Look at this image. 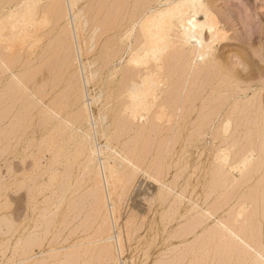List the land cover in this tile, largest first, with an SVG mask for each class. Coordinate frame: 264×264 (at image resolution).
Instances as JSON below:
<instances>
[{"label": "bare ground", "instance_id": "6f19581e", "mask_svg": "<svg viewBox=\"0 0 264 264\" xmlns=\"http://www.w3.org/2000/svg\"><path fill=\"white\" fill-rule=\"evenodd\" d=\"M41 1L42 0H0V46L2 48V50L0 49V66L4 69V71H10V64L12 65V63L16 61V45L28 42V48L33 49L34 47H37L38 43H41L40 41L42 40L43 36L41 38H37L39 31L43 30L46 26H48V24H53V26L58 25V29H60V25L62 24L63 28L58 32L59 36L58 38L56 36L57 40L53 36V42L54 40H56V42L51 47L49 46V59H52V57H56L58 59L56 63L58 67L56 70L58 69V71L55 76H51L50 74L51 77H54L52 78V81L55 82V84L53 83L54 85H51L53 88L50 87L48 91H50V89L54 90L55 87H58L57 84H63L64 92L62 91V94L59 96L57 95L58 97L56 96L57 98L53 100V96L52 98L49 97L50 95L48 91L46 90L45 86H43V89L45 88L46 91L43 92L42 97L39 99V111L36 110L34 114L29 113L31 102L28 100V96H26L27 99L22 100L21 106L18 109L19 111L17 113L14 111L15 114L7 121V125H9V127L7 126L8 130L5 132L6 135L8 134L7 137L10 138L11 152L9 153V149L6 151H8L9 155L11 154V159H19L21 152L18 150V146L24 148V138L26 136L28 137L29 132L31 133L32 138L28 139H32V141H34L33 137H37V135L41 136L40 139L42 144L44 143V147L42 146L43 149H41L42 151L41 154H39L40 156L36 157L37 160L35 158V161L32 162L37 161V163H40L42 153L43 155L48 154L49 159L47 158L48 160L46 161L48 167L52 170V172H59L58 184L60 186H58V184L57 186L58 188L60 187V196H63L64 194L66 195V187L73 186L74 188L76 184L80 186H83L84 184V187L88 189V191L87 189L85 190V193L87 194L90 191L93 195H91L94 197V200H92L94 201L92 203V210L95 221L91 220V223L89 222L90 225L88 226L87 230H85V228H83L84 230L82 229L83 234L81 233V238H79L78 242H74V245L71 243V247L68 245L66 246L69 248L75 247L79 250L86 248V250L83 251V254L87 251V249L89 251V249L92 248V251L94 248H97L98 250L96 251H100V254L102 252L106 255V257L108 255L109 262L107 263L109 264H133L135 261L134 257L130 255L131 257L128 258V255L127 257L125 255L127 252L132 251L137 247L132 244V241L138 236L137 233L139 230L137 227L142 225L139 222L145 223L146 220L152 219L153 217L152 221L156 223L158 214L161 216V218H164V215L167 213V209L170 205V197L174 196L173 194H176L177 198H179L177 202H182L184 200V204L187 203L184 208V212L176 203L180 209H178L179 211L176 210L178 213V218L176 220L178 221L180 218H185V226L188 228L184 234L180 235V237H178L176 234L178 238L185 240L187 236H192V238L196 237L195 241L197 246H194L198 250H202V248H205L204 246H206V248H210L206 244L208 241L210 244H219L220 246L218 248L220 251H218V253L220 254L219 258H221L219 259L216 257L218 260H220L219 262L217 261L218 264H221L220 262L222 261L223 263H231L229 260L224 262L227 260L226 254L228 252H234L236 256L234 255L235 260H233L236 263H239L243 259L242 261H246L248 264H264V239L262 242L260 239H257L258 241H256L252 238V236H250V234L254 235L259 232L252 234L250 233L252 228H250L247 229L249 231V234H247V232L244 230L245 228H241L239 226L237 228V225L233 224L232 220H230L231 217H233L232 213L231 215H228L229 213L227 214L230 216V219L228 217H216L214 214L215 210L212 212L211 207L210 209L204 208V204L202 205L200 198L195 199L193 197L196 192V187H198L200 184L203 186L204 180L207 179L206 177L209 176V184L211 189H217L220 187L221 183L225 182L226 184L228 183L227 188H230L228 185L232 183V178H235V175H232V171L238 170L242 173V175L246 171L247 174L249 169L252 167V165L250 166V163L254 162L252 161L253 152L251 150L252 148L249 147L250 145H248L249 148H247V150L245 147L241 148L246 151L242 152L243 155H241L239 159L233 160L230 158L229 150L232 149H229L227 146H222L218 136L219 127H221L222 133L228 131L230 127V119L225 118L221 122L217 120L219 116L218 114L220 113L214 109V105H216V103L209 104L211 105V109H207L204 106L206 104H202L203 106H201V108L199 106L198 108V102L196 103V100L200 101L202 98L203 93H200L201 90L199 91V87L202 85V83L205 84V87L206 83L210 85L209 87H211L212 92H221L223 88L228 90L231 88L233 89V87L237 88L236 86L232 85L233 83H231V80H229L230 82L227 81L228 77L229 79H232L233 77L235 79H239V81H242L240 80L241 77L251 78L254 70V61L251 56L246 55L247 57H240L242 59L240 62L237 63L236 61L238 66L242 65L241 70H238L230 63V60H228L229 56H221L220 53H217L218 50L226 45L224 40L226 39L227 30L225 31L224 26L220 25V20L218 21L215 16L216 14H213L208 3L205 0H89V2L87 0L88 7L85 9L84 5L82 8L80 7V2L82 0H50V3L48 2V4L45 2L46 5H42ZM88 12L89 17L87 16ZM50 28L48 35L51 32ZM88 29L90 36L86 37ZM43 33L44 32H42V35ZM96 37H103L107 39L106 42H104V45H101V47L103 46L104 48L101 56L99 55L100 58L98 57L99 61L96 59H89L88 57L89 53L92 54L91 51L96 46ZM102 42L103 41H101V43ZM248 51L247 54L249 53ZM31 53H29V55L32 56ZM256 53L257 52L254 51V56H256ZM222 54L224 53L222 52ZM240 56H242L241 53ZM82 58H85L86 61L82 62ZM78 63H80L79 66ZM74 68H77L79 71L76 69V72ZM229 69L234 70L235 72H232ZM12 76L16 78L15 74H12ZM224 76L227 80L224 79ZM24 77L26 78V76ZM20 78L23 77L20 75ZM235 79L234 81H236ZM21 80L22 79H20V81ZM30 80L27 81L29 82ZM20 81L18 82L21 83L22 81ZM28 82L25 81V83ZM43 83L46 84V81ZM188 83L189 87H187ZM193 85L196 86V91L195 89L191 90L192 87H194ZM89 86L93 87L92 93H88ZM20 87L18 88L20 89ZM2 88L0 87V91ZM202 88L204 87H201L200 89ZM19 89L16 88V90L19 91L17 94H19L24 89L27 91L26 87L21 90ZM60 89L61 88H59V90ZM16 90L13 89L14 92H16ZM35 90L36 89L34 88L33 91L36 92L37 90ZM11 91L12 90H7L9 95L13 93V91ZM7 92L6 94L3 92V94L7 95ZM24 93L25 92H23V96ZM60 93L61 91L59 94ZM3 94L1 93V99L3 98ZM211 94L214 95V93ZM13 95L15 96V93ZM31 95L32 94H29V96ZM35 96H32L31 98ZM86 96H89V98L87 99ZM50 98L53 101H51ZM215 98L213 97L212 99L210 96V100H214ZM228 98L229 97H227V99ZM1 99L0 104H3L1 101H4L6 98L4 100ZM10 99L14 101L12 96H10ZM245 99H247V97ZM7 100H9L8 96L6 101ZM17 100H20L19 95L16 97V101ZM204 100H206V98ZM217 100L218 102H221V98ZM201 101L203 102V100ZM222 102V105L225 104L224 100ZM9 104H11V102ZM257 104H260L258 103V97H254L253 99L248 100L245 103H240L238 106H234L233 108L236 107L239 112L244 110L246 113L247 111L253 113L257 108H259V106L257 107ZM32 105L34 106L33 101ZM78 105H80V109H76H78L79 112H75V115L72 114L75 107ZM91 105L96 106V113L90 109ZM3 107L2 110H5V108L7 109L8 106L4 105ZM66 109H68L69 112L67 116H64L65 114L62 115L60 111ZM10 110H12V108ZM6 112L9 114V111L6 110ZM6 112L3 111L0 118L3 117V113L6 115ZM31 112H33V109ZM233 112L234 111L230 113ZM251 119L256 120V116H250L249 114V116L245 115V117L242 118L244 122L250 121ZM1 120L3 121L4 119ZM233 120L235 121V119ZM243 121L242 123H244ZM232 131L234 132V129ZM248 131L247 134L249 135ZM150 134L154 136L153 139H150L151 137L148 136ZM248 135H246V137ZM56 136H58V139H56ZM227 136H229V134ZM158 137H160L162 140L156 139ZM260 137L262 136L260 135ZM183 138V144H180V148L181 153H185L184 157L186 159V168L188 170V177L186 179L184 189L186 194L181 193V188L179 191L176 189L179 183L177 179L178 175L175 177V180H169L168 178L170 169L173 166L172 162H169L170 160L168 161V158L171 156L169 154L171 153V149L172 155L176 152L177 147L175 148L174 145ZM231 140L229 142H231ZM239 142L237 144H239ZM233 143L234 142H232V144ZM224 144L226 145V143ZM244 145H246L245 142ZM255 147L256 146L254 145V149H256ZM258 147L260 148V146ZM23 150L25 151L26 149ZM257 151L259 150L257 149ZM257 151L255 150V152ZM258 154L259 153H257V155ZM22 156L23 157H21L19 160L21 164H24V155ZM232 158L234 157L232 156ZM253 158L255 159L256 157ZM256 160H259V158ZM175 162L177 163V161ZM256 162L257 161H255V163ZM33 165L34 164L31 166ZM27 166H29L28 163ZM184 166L185 165H183V168ZM35 168H33L34 171L37 170V168ZM74 168L77 169L76 175H74L71 171ZM17 169L19 172V168ZM26 169L27 168H22L23 175H25V172L27 171ZM180 170L181 169L179 168L177 171ZM30 171H32V168ZM80 173H83L85 178H83V174L81 176ZM5 175H7V173H5ZM194 175L197 176L196 179H194ZM24 177L25 176L19 177L17 175L12 177V181L14 180L12 182V184H14L12 190L13 193L17 194L20 189L27 187L24 185V182H26ZM79 177L83 178L80 180V182L77 181V178L79 179ZM54 178H56V176ZM150 185H153V187H150ZM32 187L34 188V186ZM29 188L30 187H28L27 190ZM39 188L41 189V187ZM262 190L263 189L261 188V191ZM38 191L41 192L40 190ZM68 191H70V189ZM213 192L212 194H214ZM24 193L26 194L27 199L25 198L26 204L24 203L25 207H23V209L25 208V214L27 215L30 202L33 200L37 201L35 199L37 198L36 195L38 193H29V190ZM223 193H228L229 195L228 190L224 191ZM40 194H42V192L39 193V195ZM55 194L58 195V193ZM218 194L219 193H217V195ZM23 196L24 194L22 197ZM84 196L89 198L85 194ZM228 197L230 198V196ZM63 198L65 197L63 196ZM78 198H80V195L76 198L77 201ZM177 198H174V200ZM74 199L72 201H75ZM214 199L216 198H213V201ZM15 200H17V198ZM204 200L208 199L206 198ZM4 201L6 202V200ZM257 201L255 210L257 213H259L261 217V223L264 228V194L261 195L259 200L260 204L258 207ZM19 202L21 204L23 203L21 200ZM72 203L71 205L69 204V206H75L72 205ZM79 204H76L79 207L78 209H80ZM88 207L89 206H87V208ZM57 208L54 210H57ZM73 208L70 211H73ZM83 208L85 207L83 206ZM17 211L19 212V210H16L15 212L12 210L10 213L11 215H14V213ZM68 211L69 210L67 208V211L65 212ZM193 211L200 214L201 218L197 216L198 218L195 219L192 215ZM84 212L90 213L89 210ZM240 214L241 213L239 212L238 215ZM150 215L152 216L151 218ZM64 216L67 219L66 214ZM89 217L90 216L88 214V218ZM18 218H20V216H18ZM204 218L213 219L215 224V226H213L214 229L212 228L213 231H208V227L204 226ZM169 221L167 222L166 220V223H169ZM84 222L88 221L84 220ZM93 222H95V224ZM92 223L94 226L92 229H89L92 226ZM150 224L151 223L147 225V229L145 228L146 231H148L150 228ZM86 225L87 224H85V226ZM33 228L34 226L26 228V235L31 230V232H36L33 230ZM140 228L142 227L140 226L139 229ZM76 229L78 230V228ZM75 231L76 230H74V233L76 234ZM182 232H179V234ZM252 232L254 231L252 230ZM30 235L32 234L30 233ZM70 235L71 234H69L67 237H70ZM258 237L260 238V235ZM63 238H65V236ZM21 241H23V239L20 237L17 243H21ZM32 241L34 242L33 239ZM62 242L65 243L66 241L63 240ZM23 243H21L23 244V248L21 249L22 253L20 252L21 257L16 258L13 256L15 259L12 258L13 261L10 260V262H5V264H47V261L49 260L47 257L52 255L46 256V253L51 252L54 248L48 251L45 249V244L43 242H38V250H35L34 246L36 245V242L33 243L35 244L34 246L30 245L31 243L28 245L27 243L29 242L27 241L26 243L25 241ZM69 248L67 249L69 250ZM59 249H55V251ZM200 250L199 252H201ZM187 251L189 252L190 250ZM99 253L97 255H99ZM195 255L197 256V254ZM188 256L186 255V257ZM201 256H198V258L200 259ZM190 257L191 256L188 258ZM195 258L198 260L197 257ZM176 259L179 260L180 257L179 259L176 257ZM160 261L157 264H160ZM167 261H169V259ZM190 262L193 261L190 260ZM243 262H241V264H243ZM197 263L202 264L203 262L196 261V264Z\"/></svg>", "mask_w": 264, "mask_h": 264}, {"label": "rangeland", "instance_id": "374dc122", "mask_svg": "<svg viewBox=\"0 0 264 264\" xmlns=\"http://www.w3.org/2000/svg\"><path fill=\"white\" fill-rule=\"evenodd\" d=\"M50 0H42L41 1V4L44 5L45 2L46 4H48ZM208 5L210 6V9L211 11L213 12V14L216 16V18L218 19V21L220 22V25H223L224 26V30L226 31V39L224 40V42L226 43V45L224 47H222L220 50H218L217 53H220V55H224V56H229V59L230 60V63L232 65H234L236 67V69L238 70H241L242 68V65L238 66L236 64V61L237 63L240 62V60H242L240 57H247L246 55L248 56H251V58H253V61H254V70H253V75H251V78H244V77H241L240 80L244 81H239V79H235L232 77V79H229L228 77V80L226 79V75L224 76L225 80L229 81L231 80V83H233L232 85L236 86L237 88L233 87V89H222L221 92H212L211 91V87H209L210 85H208L206 83V87H205V84L202 83V85L199 87V91L200 93L202 92V98L201 100H203V102L201 101H198L196 100V103L198 102V108L200 106H203L204 105L207 109H211V105L209 104H215L214 105V109L217 110L219 116L217 118V120H219L220 122L225 119V118H229L230 119V127L228 129L227 134H225L224 132L222 133L221 131V127H219L218 129V136H219V140L221 142V145L222 146H227L229 149H232V150H229L230 151V158L233 159V160H237L239 159V157L242 154V152L246 151L247 148L251 147L252 149V161L254 162H251L250 163V166L252 165V167L249 169V171L247 172L246 174V171L243 173L246 174V175H242L241 172H239L238 170H235V171H232V175L234 176L235 175V178H232V183H230V185H228V187L230 188H227V184L226 182L225 183H221L220 185V189L217 188V189H211L210 187V184H209V176L206 177L207 179L204 180V184L202 186V184H200L198 187H196L195 189V194L193 195V197L195 199H198L200 198V202L202 203L203 207L206 208V209H210V207L212 208L211 211L213 212V210H215L214 214L216 217H228L230 219V216L228 215H233V217H231L230 220H232L233 224H236L237 225V228L238 226L241 227V228H245L244 230L247 232V234H249L248 230L247 229H250L252 228V230L254 232H252V230H250V233H256V232H259V233H256L254 235H251L252 238L256 241H258L260 239V241L262 242L263 239H264V228H263V225L261 223V217L259 215V213L256 212L255 208H256V201L258 202L257 204V207L259 206V200L261 198V195H263L264 193V158H263V155H264V0H205ZM89 2V0H88ZM50 3V2H49ZM45 4V5H46ZM85 6L84 8L86 9V7H88V3H87V0H82L80 2V7L82 8V6ZM217 5V6H216ZM213 8V9H212ZM223 8V9H222ZM222 11V12H221ZM87 16L89 17V12L87 13ZM230 17V18H229ZM225 19V20H224ZM90 21V20H89ZM222 21V22H221ZM226 23V24H225ZM226 25V27H225ZM230 26V27H229ZM51 27V28H50ZM57 27V28H56ZM49 28H50V34L48 35L49 33ZM59 26L58 25H54L53 24H48V26H46L43 30L39 31L38 34H37V38L38 37H42V40L40 41L41 43H38L37 44V47H34L33 49H29L28 48V42L24 43V44H18L16 45V51H15V57H16V61L14 63H12V66L10 64V71H4V69L0 66V87L2 88L1 91H0V97L1 96V93L3 94H6L7 90H12L16 88L19 89L18 87H20L21 85H24V86H21L19 90L23 89L24 87H26L27 91H25V89L23 91H21L19 94H17V92H19L18 90H16V92L13 91V93H11V95L8 94L7 92V95H4L3 94V100L6 98L7 99V96H8V99L6 101V99L4 101H1L3 102V104L1 105L0 104V109L2 110V107L5 105V106H12L10 108L7 107V109L5 108V110H2L6 112L9 111V114L8 112H6V115L3 113V117L0 118L1 119H4L3 121L1 120L0 122V183H1V187H0V264H5V262H10V260L15 259L14 257L18 258V257H21V249L23 248V242L26 241L29 242L27 243L28 245H32L34 246V249L35 250H38V245L37 243L38 242H43L45 244V249L50 251L51 252H48L46 253V256L47 255H52V256H48L47 258L49 259L47 261V264H109L107 262H109V258H108V255L106 257V255L104 253L101 252V254L99 253L100 251H96L98 250L97 248H94L92 251L91 249H87V253L85 252L83 254V251L86 250V248H84L83 250H79L75 247H72V248H69L68 246H70V244L72 243H76L78 242L80 235L81 233L83 234V228H85V230L88 229V226L90 225L89 222L91 223V220L92 221H95V218H94V215H93V202L92 200H94L92 197L93 195L89 194V192L86 194L85 190L87 188L84 187V184L83 186H80L78 184H76L73 188V186H68L66 187V195L64 194L63 196L65 198H63V196L61 195L60 196V187L58 188V186H60L58 183H59V178H58V171L56 172H52V170L48 167L47 165V160L49 159V156L48 154L46 155H41V159H40V163H37L36 162H32V161H35V158L37 156H40L39 154H41V149H43V145L44 143L42 144L41 142V139L39 135H37V137H33L34 138V141H32V139H28V138H32L31 136V133L29 132L28 134V137L26 136L24 138V141H25V145H24V148L21 147V146H18V150L21 152V154L19 155V157H23L22 155H24V164H21L20 162V158H15V159H11L12 156L11 154L9 155V153L11 152V144H10V138L7 137L8 134L6 135V130H8L7 126L9 127V125H7V121L8 119H10L15 113H17L19 110V107L21 106V103H22V100H25L27 99L26 96H28V100L31 102V106H30V110L32 111L33 109V112H31L29 110V113H35L36 110L39 111L40 109V104H39V99L42 97L43 95V92L44 91H48L50 87L53 88V86L51 85H54L55 82L52 81V78L54 77H51L52 75L55 76L57 74V71L58 69L56 70L57 67V58L56 57H52V59H49V46L51 47L57 40L58 36H59V31L63 28L62 24L60 25V29H58ZM57 31V32H56ZM42 32L43 35H42ZM227 32H228V35H227ZM58 33V34H56ZM61 33V32H60ZM89 29L87 30V34H86V37H89L90 34H89ZM40 34V35H39ZM53 36L54 38H56V40H54L53 42ZM104 37V36H103ZM103 37H100V38H97L96 37V46L94 47V49H92V54L89 53L88 57L89 59H96L97 61H99L98 57L99 55L101 56V53L103 52V46L101 47V45H104V42H106L107 39L103 38ZM46 38V39H45ZM100 39V40H99ZM105 39V40H104ZM51 40V41H50ZM50 41V42H49ZM101 41H103L101 43ZM99 43V44H98ZM21 45V46H20ZM21 47V48H20ZM243 47V48H241ZM37 48V49H35ZM0 49L2 50L1 46H0ZM48 49V50H47ZM25 50V51H24ZM27 50V51H26ZM33 50V51H32ZM228 50V51H227ZM238 50V51H237ZM241 50V51H240ZM249 50V51H248ZM257 50V51H256ZM221 51V52H220ZM230 51V52H229ZM237 51V52H236ZM245 51V52H244ZM247 51L249 52L247 54ZM254 51L257 52L254 56ZM33 52V53H31ZM222 52L224 54H222ZM245 54H244V53ZM252 52V53H251ZM29 53L32 54L29 55ZM100 53V54H99ZM231 53V54H230ZM240 53L242 56H240ZM261 53V54H260ZM34 54V55H33ZM37 54V55H36ZM91 54V55H90ZM234 54V55H233ZM253 54V55H252ZM97 55V56H96ZM236 55V56H235ZM238 55V56H237ZM259 55V56H258ZM261 55V56H260ZM94 56V57H92ZM96 56V57H95ZM27 59H26V58ZM238 57V58H237ZM258 57V58H257ZM100 58V57H99ZM25 59V60H24ZM55 59V60H54ZM234 61L232 62L231 61ZM237 59V60H236ZM24 60V61H23ZM239 60V61H238ZM18 61V62H17ZM50 61V62H49ZM54 61V62H53ZM85 58H82V62H85ZM40 62V64H39ZM80 62V61H79ZM56 64V65H55ZM80 63H78V66H79ZM54 65V67H53ZM246 65V64H245ZM261 66V67H260ZM40 68V69H39ZM231 68V67H230ZM36 69V70H34ZM53 69V70H52ZM77 68H74V70H76ZM232 69V68H231ZM229 69V70H231ZM4 72H3V71ZM78 70V69H77ZM76 70V72H77ZM30 71V72H29ZM50 73H49V72ZM56 71V72H55ZM79 71V70H78ZM232 72H235L234 70H231ZM12 72V73H11ZM22 72V73H21ZM27 72V73H25ZM256 72V73H255ZM3 73V74H2ZM17 73H20V74H17ZM47 73V74H46ZM227 73V72H226ZM12 74H15L16 75V78L19 79L17 80L16 78H14L12 76ZM24 74V75H22ZM51 74V76H50ZM228 74V73H227ZM243 74V73H242ZM256 74V75H255ZM9 75V76H8ZM20 75L21 77L23 78H20ZM28 75V76H27ZM78 75H79V72H78ZM7 76V77H6ZM19 76V77H18ZM26 76V78L24 77ZM48 77V79H47ZM10 78V79H9ZM14 78V79H13ZM8 79V80H7ZM20 79H22L20 81ZM31 79V80H30ZM48 81H47V80ZM51 79V80H50ZM223 79V80H224ZM234 79L236 81H234ZM13 80V81H12ZM17 80V81H15ZM27 80H30L29 82ZM33 80V81H32ZM50 80V81H49ZM252 80V82H251ZM18 81H20L21 83H19ZM28 82V83H25ZM37 81V82H36ZM44 81H46V84L43 83ZM52 82V83H51ZM230 82V81H229ZM240 82H241V85H240ZM13 83V85H12ZM20 85H19V84ZM37 83V84H36ZM39 83V84H38ZM50 83V84H49ZM54 83V84H53ZM17 84H18V87H17ZM44 84V85H43ZM243 84V85H242ZM257 84V85H255ZM47 85V86H46ZM204 85V86H203ZM249 85V86H248ZM252 85V86H251ZM255 85V86H254ZM30 86V87H29ZM43 86H45V88L43 89ZM58 87H55L54 90L50 89V91H48L49 93V97L52 98L53 96V100L56 99L59 95L62 94V91L64 92V85L63 84H57ZM61 86V87H60ZM194 87H192L191 90H194L196 91V86L193 85ZM208 86V87H207ZM248 86V87H246ZM261 86V87H260ZM12 87V88H11ZM23 87V88H22ZM29 87V88H28ZM37 87V88H36ZM41 87V88H40ZM189 87V83H188V86ZM201 87H204L202 89H200ZM232 87V86H231ZM244 89H243V88ZM5 88V89H4ZM11 88V89H9ZM34 88L37 90H35L36 92H34ZM58 88V89H57ZM59 88H61L59 90ZM90 89H88V93H92V88L93 87H88ZM242 90H241V89ZM248 88V89H247ZM251 88V89H250ZM41 89V91H40ZM203 89H207V90H203ZM246 89V90H245ZM32 90V91H31ZM59 90V91H58ZM224 90V91H223ZM238 90V91H237ZM242 92H240V91ZM30 91V92H29ZM41 93H40V92ZM61 91V93L59 94V92ZM205 91V92H204ZM211 93H214L211 94ZM228 93H227V92ZM233 91V92H232ZM23 92L24 93V96H23ZM29 92V93H28ZM33 92V93H32ZM51 92V93H50ZM54 92V93H53ZM58 92V93H56ZM240 92V93H238ZM244 92V94H243ZM255 94H254V93ZM15 93V96L13 95ZM40 93V94H39ZM87 93V92H86ZM208 93V94H207ZM236 93V94H234ZM252 93V94H251ZM21 94V95H20ZM29 94H32L31 96H29ZM55 94V95H54ZM221 96H219V95ZM226 94V95H224ZM20 96V100L16 101V97L17 96ZM36 95V96H35ZM58 95V96H57ZM209 95V96H208ZM217 95V96H215ZM245 95V96H244ZM253 95V96H252ZM258 95V96H257ZM10 96H12V98L14 99V101H12L10 99ZM32 96H35L33 98H31ZM38 96V97H37ZM40 96V97H39ZM57 96V97H56ZM210 96L211 98L213 99V97L215 98L214 100H210ZM224 96V98H223ZM232 96V97H231ZM235 96V97H234ZM37 97V98H36ZM206 98V100L203 99ZM209 97V98H208ZM227 97L229 98L227 99ZM247 97V99H245ZM254 97H258V103L260 104H257V107L259 106V108H257L255 110V112L253 113H250L249 111H241L239 112V110L233 108L234 106H238V104L240 103H245L247 102L248 100H251L253 99ZM50 98L51 101H53L52 99ZM86 98L88 99L89 96H86ZM209 100H208V99ZM221 98V102H218L217 99H220ZM1 99V98H0ZM1 99V100H2ZM36 99V100H35ZM233 99V100H232ZM245 99V100H244ZM34 102V106L32 105V101ZM37 102H35V101ZM225 101V104H221L223 103L222 101ZM11 104H9L10 102ZM213 101V102H212ZM242 101V102H240ZM16 102V103H14ZM218 102V103H217ZM234 102V103H233ZM236 102V103H235ZM238 102V103H237ZM14 103V104H12ZM9 104V105H8ZM203 104V105H202ZM218 104H219V107H218ZM229 106H227V105ZM14 105V106H13ZM222 105V106H221ZM242 105V104H241ZM33 106V107H32ZM38 106V107H36ZM32 107V108H31ZM217 107V108H216ZM223 107V108H222ZM12 108V110H10ZM36 108V109H35ZM76 108H79L80 109V105H78L77 107H75L74 111L72 112V114H76L75 112H79L78 109ZM221 108V109H220ZM226 108V109H225ZM232 108V110H231ZM4 109V107H3ZM35 109V110H34ZM90 109L96 113V106L95 105H91L90 106ZM221 111H220V110ZM224 109V111H223ZM234 109V110H233ZM1 110H0V116H1ZM219 110V111H218ZM15 111V113H14ZM63 111V112H62ZM234 111L233 113H230V112ZM262 111V112H261ZM62 113V115L64 116H67L69 110L66 109V110H61L60 111ZM244 112V113H243ZM223 113V114H222ZM242 113V114H241ZM246 113V114H245ZM263 113V114H262ZM232 114V115H231ZM240 116L238 117L237 115ZM256 116V120H253L251 119L250 121H243L242 118L245 117V115L247 116ZM259 114V115H258ZM5 115V117H4ZM225 116V117H224ZM229 116V117H228ZM221 119H220V118ZM238 117V118H237ZM260 117V118H259ZM235 119V121L233 120ZM216 120V121H217ZM217 121V122H219ZM237 121H240V122H237ZM242 121L244 123H242ZM253 121V122H252ZM216 122V123H217ZM249 122V123H248ZM255 122V123H254ZM259 122V123H258ZM3 123V124H1ZM234 123V125H233ZM218 124V123H217ZM243 124V125H242ZM255 124V125H253ZM257 124V125H256ZM5 125V126H4ZM249 125V127H248ZM252 125V126H251ZM4 126V127H3ZM245 126V127H244ZM232 127V128H231ZM234 127V128H233ZM234 129V132L232 131ZM4 130V131H3ZM231 130V131H230ZM249 130V131H248ZM29 131H30V128H29ZM247 131L249 133V135L247 134ZM252 135H251V133ZM256 133H255V132ZM220 132V133H219ZM231 132V133H229ZM233 132V133H232ZM8 133V131H7ZM263 133V134H261ZM153 134V133H152ZM229 134V136H227ZM232 134V135H231ZM154 135V134H153ZM166 135V134H165ZM231 135V136H230ZM246 135H248L246 137ZM251 135V136H250ZM259 135V136H258ZM260 135L262 137H260ZM1 136H2V139H1ZM149 137H151L150 139H153L154 136H152L151 134L148 135ZM257 136V137H256ZM232 137V138H231ZM39 138V139H38ZM226 138V139H225ZM235 138V139H233ZM25 139H28V140H25ZM56 139H58V136H56ZM158 140H162L160 137L156 138ZM232 139V140H231ZM240 139V140H239ZM2 140V141H1ZM31 140V142H30ZM183 140H180L179 142L175 143V148L177 147V150L176 152L172 155V149H171V153L169 155H171L169 158H168V161L169 162H172L173 166L171 167L170 169V172L168 174V178L169 180H175L177 177L178 179V187L176 188L178 191L180 189L181 193L182 194H186L185 193V182H186V179L188 177V170L186 168V159H185V153L182 154L181 153V148H180V144L182 145L183 144ZM223 140V142H222ZM231 140V142H229ZM240 142H239V141ZM245 140V141H244ZM261 140V141H260ZM29 142V143H27ZM232 142H234L232 144ZM239 142V144H237ZM244 142L246 145H244ZM251 142V143H250ZM27 143V144H26ZM41 143V145H40ZM226 143V145L224 144ZM231 143V144H230ZM262 143V144H261ZM4 144V145H2ZM229 144V145H228ZM3 147H2V146ZM8 147H7V146ZM248 145H250L248 147ZM254 145L256 146L254 149ZM28 149H27V147ZM38 146V147H37ZM43 146V147H42ZM230 146V147H229ZM236 146V147H234ZM260 146V148L258 147ZM263 146V147H262ZM5 147V148H4ZM20 147V149H19ZM234 147V148H233ZM244 149H241V148H244ZM33 148V149H32ZM36 148V149H35ZM9 149V153L8 150ZM23 149H26L25 151ZM257 149L259 151H257ZM263 149V150H262ZM23 153H22V151ZM255 150L257 152H255ZM37 151V152H36ZM236 151V152H235ZM263 153H261V152ZM233 152V154H232ZM8 153V154H7ZM257 153H259L257 155ZM28 154V155H27ZM8 155V156H7ZM26 155V156H25ZM31 155V156H30ZM34 155V157H33ZM168 155V156H169ZM256 155V156H255ZM261 155V156H260ZM8 158H7V157ZM11 156V157H9ZM30 156V157H29ZM47 156V157H46ZM232 156L234 158H232ZM6 159H5V158ZM28 157V158H27ZM253 157H256L255 159ZM48 158V159H47ZM184 158V159H183ZM257 158H259V160H256ZM254 159V160H253ZM31 160V161H30ZM37 160V158H36ZM5 161V162H4ZM27 161V162H26ZM29 161V162H28ZM42 161V162H41ZM177 161V163L175 162ZM255 161H257L255 163ZM261 161V162H259ZM10 162V163H9ZM31 162V163H30ZM46 162V163H45ZM12 163V165H11ZM27 163L29 166H27ZM45 163V164H44ZM253 163V164H252ZM14 164V165H13ZM32 164H34L33 166H31ZM39 166H38V165ZM175 164V165H174ZM258 166H256V165ZM8 165V166H7ZM19 165V166H18ZM21 165V166H20ZM183 165L184 168H183ZM256 167H254V166ZM17 166V167H16ZM38 166V167H36ZM41 166V167H40ZM177 166V167H176ZM7 167V168H6ZM10 167H11V170H10ZM16 167V168H15ZM21 167V168H20ZM29 167V169H28ZM37 168V170L34 171L33 168ZM40 167V169H39ZM47 169H45V168ZM3 168V169H2ZM19 168V172L17 171ZM22 168H27L26 172H25V175H23V170ZM32 168V171H30ZM35 168V169H36ZM181 169L180 171H177L178 169ZM6 169V170H5ZM8 169V170H7ZM16 173L15 172V170ZM253 169V170H252ZM41 170V171H40ZM12 171V172H11ZM43 171V172H42ZM51 171V172H50ZM72 173L74 175L77 174V169L74 168L71 170ZM11 172V174H10ZM15 172V173H14ZM31 174H30V173ZM37 172V173H35ZM234 172V173H233ZM238 172V173H237ZM5 173H7V175H5ZM20 173V175H19ZM237 173V174H236ZM9 174V175H8ZM17 175V176H25L24 180H26V182H24V185H26L27 187H23L22 189L19 190V192L17 194L13 193V187H14V184H12V177L14 175ZM28 174V175H27ZM35 174V175H34ZM81 176L83 173H80ZM79 174V176H80ZM173 174V175H172ZM181 174V175H180ZM13 175V176H12ZM34 175V176H33ZM39 175V176H38ZM175 175V176H174ZM241 175V176H240ZM29 176V178H28ZM56 176V178H54ZM172 176V177H171ZM182 176V177H181ZM27 177V178H26ZM33 177V178H32ZM83 178H85V175L83 174L82 176ZM197 176L194 175V179H196ZM32 178V179H31ZM35 178V179H34ZM83 178H80L79 179L77 178V181L80 182L81 179ZM58 181H57V180ZM30 180V181H29ZM142 180V178H141ZM29 181V183H28ZM37 182V183H36ZM40 182V183H39ZM4 185H3V184ZM9 183V184H8ZM35 183V184H34ZM209 185H208V184ZM6 184V185H5ZM8 184V185H7ZM12 187H11V185ZM28 184V185H27ZM34 184V185H33ZM37 184V186H36ZM58 184V186H57ZM206 184V186H205ZM10 185V187H9ZM8 186V187H7ZM34 186V188L32 187ZM49 186V187H48ZM5 187V188H3ZM9 189H7V188ZM30 187L28 190H29V193L33 192L36 195V199L37 201H32L30 202V205H29V208L27 210V215L25 214V208L23 209V207H25V204H26V194L24 192L28 191L27 188ZM38 190H40L42 192V194L39 195V192ZM41 187V189L39 188ZM70 187V188H69ZM84 187V188H83ZM150 187H153V185ZM12 188V189H11ZM32 188V189H31ZM43 188V190H42ZM58 188V189H57ZM73 188V189H72ZM83 188V189H82ZM209 188V189H207ZM261 188L263 189L261 191ZM2 189V190H1ZM35 189H36V192H35ZM70 189V191H68ZM211 189V191H210ZM223 189V190H222ZM229 192V195L228 193H223L224 191H227ZM33 190V191H32ZM222 192H221V191ZM231 192H230V191ZM11 191V192H10ZM55 191V192H54ZM58 191V192H56ZM78 193H77V192ZM81 191V193H80ZM84 191V192H83ZM88 191V189H87ZM204 191V192H203ZM207 191V192H206ZM215 191V192H213ZM51 192V193H50ZM54 192V193H53ZM69 192V193H68ZM83 192V193H82ZM211 192V193H209ZM212 192L214 194H212ZM260 192V193H259ZM6 193V194H5ZM13 193V194H11ZM22 193V194H21ZM55 193H58V195H56ZM205 193H208V194H205ZM217 193H219L217 195ZM263 193V194H262ZM24 194V196L22 197V195ZM87 195L89 198H87L86 196ZM211 194V195H209ZM223 194V195H222ZM231 194V195H230ZM7 197H5V196ZM12 195V196H11ZM74 197H73V196ZM80 195V198H78V201H77V197ZM92 195V196H91ZM174 196H171L170 200L174 203L170 201V205L167 209V213L164 215V218L158 214L157 215V224L155 222L152 221L153 217L150 215V218L152 217V219H148L145 221V223L143 222H139L141 223L142 225H140L142 228L139 229L138 228V236L135 237V239L132 241V244L134 246H137L136 248H134V250L132 251H129L127 252V254L125 255L127 257L128 255V258H130L131 256L134 257V262L133 264H157L159 263V261L161 262L160 264H188L190 262V260H192L193 262H190L189 264H196V261L198 262H203L204 264H218L217 261L219 262L220 260H218L217 258H219L220 254L218 253V251H220V249L218 248L220 245L219 244H210L209 241L207 244L208 247L210 248H206V246H204L205 248H202V250H200L201 252H199V250L194 246L196 244V237L192 238V236H187L188 239L186 240H183V239H180L178 237H180V235L184 234L185 231H187L188 228H186L187 226H185V218L182 219H178V221L176 220L178 218V213L176 212V210L179 209V207L182 209V211L184 212V208L186 206L187 203L184 204V200L182 202H177L179 200V198H177L176 194H173ZM207 195V196H205ZM11 199H10V197ZM16 196H19V197H16ZM72 196V197H71ZM77 196V197H76ZM82 196V197H81ZM204 196V197H203ZM214 196V197H213ZM230 196V198L228 197ZM260 196V198H259ZM6 199H5V198ZM14 197V198H13ZM47 197V198H46ZM85 197V198H83ZM92 197V198H91ZM211 197V198H210ZM216 198L214 199L213 201V198ZM8 198V199H7ZM17 198V200H15ZM23 198V200H22ZM26 198V199H25ZM62 198V199H61ZM67 198V199H66ZM75 201H72L73 199ZM83 198V199H81ZM174 198H177L174 200ZM208 199V200H204V199ZM227 200H226V199ZM13 199V200H12ZM59 199V200H58ZM62 203H61V201ZM65 201H64V200ZM71 199V200H70ZM81 199V200H79ZM85 199V201H84ZM256 199V200H255ZM6 200V202L4 201ZM23 201V203L21 204L19 201ZM29 200V199H28ZM91 200V201H90ZM175 202H174V201ZM218 200V201H217ZM9 201V202H8ZM68 201V202H66ZM79 201H80V204H79ZM90 201V202H89ZM211 201V202H210ZM4 202V203H3ZM17 202V203H16ZM73 202V203H72ZM82 202V203H81ZM84 202V203H83ZM85 202H89V203H85ZM215 202V203H214ZM25 203V204H24ZM36 203V204H35ZM57 203V204H56ZM64 203V204H63ZM75 205V206H69V204L71 205ZM75 203V204H74ZM179 207H178V205ZM183 203V204H182ZM212 203V204H211ZM218 203V204H217ZM43 204V205H42ZM68 204V205H67ZM79 204L80 205V209H78L79 207L77 205ZM82 204V206H81ZM84 204V205H83ZM86 204V205H85ZM181 204V205H180ZM214 204V205H213ZM216 204V206H215ZM7 205V206H6ZM24 205V206H23ZM54 205V207H53ZM206 205V207H205ZM5 206V207H4ZM31 206V207H30ZM34 206V207H33ZM56 206V207H55ZM67 206V207H66ZM83 206L85 208H83ZM87 206H89L87 208ZM177 206V207H176ZM21 207V208H19ZM58 207V208H57ZM75 210L73 211H70L72 210V208ZM214 207V208H213ZM42 208H45V209H42ZM48 208V209H47ZM57 210H54L56 209ZM61 208V209H60ZM67 208L68 212H65L67 211ZM91 211H90V209ZM31 209V211H30ZM77 209V210H76ZM84 209V210H83ZM88 212H84V211H88ZM230 211H229V210ZM16 211V210H19V212L17 213H14V215H11V211ZM22 210V212H21ZM40 210V211H39ZM45 210V211H44ZM51 210V211H50ZM80 210V211H79ZM180 210V209H179ZM178 210V211H179ZM24 211V213H23ZM55 211V213H54ZM64 213H62V212ZM78 211V212H76ZM30 212V213H29ZM73 212V213H72ZM75 212V213H74ZM241 213L240 215H238V213ZM254 212V213H253ZM9 213H10V216H9ZM43 213V214H42ZM47 213V214H46ZM89 214V218H88V214ZM170 213V214H169ZM177 213V214H176ZM195 213V214H194ZM229 213V214H228ZM31 214V215H30ZM66 214V217L67 219L65 218V215ZM84 214V215H83ZM86 214V215H85ZM169 214V215H168ZM196 212H192V215L195 219H197L198 217L201 218L200 214H198ZM228 214V215H227ZM17 215V217H16ZM29 215V216H28ZM53 215V216H52ZM177 215V216H176ZM196 215V217H195ZM18 216H20V218H18ZM24 216V217H23ZM57 216V217H56ZM63 216V218H62ZM72 216V217H71ZM76 216V217H75ZM94 218L92 219L91 218ZM170 216V217H169ZM198 216V217H197ZM259 216V217H258ZM5 217V218H4ZM12 217V218H11ZM26 217V218H25ZM46 217V218H45ZM86 217V218H85ZM16 218V219H15ZM22 218H25V219H22ZM88 218V219H87ZM166 218V219H165ZM175 218V219H174ZM235 218V219H234ZM22 219V220H21ZM47 219H50V220H47ZM69 219V220H68ZM71 219V221H70ZM170 221H169V220ZM205 219V227H208V231H211L212 228L214 229L213 226H215L214 222H213V219L212 218H204ZM207 219V220H206ZM234 219V220H233ZM26 220V221H25ZM39 220V221H38ZM63 222H62V221ZM85 221H88V222H84ZM140 220V219H138ZM166 220L167 222L169 221V223H166ZM25 221V222H24ZM28 221V222H27ZM48 221V222H47ZM70 221V222H69ZM141 221V220H140ZM176 221V222H175ZM239 221V222H238ZM260 221V222H259ZM67 222V223H66ZM84 222V223H83ZM150 224V228L148 229V231H146V227H148L147 225ZM178 222V223H177ZM62 223V225H61ZM95 224V222H93ZM91 224L92 226L89 228V229H92V227L94 226V224ZM138 223V225H139ZM182 223V224H181ZM208 223V224H207ZM214 225H213V224ZM55 224V226H54ZM67 224V226H66ZM81 224V225H80ZM85 224H87L85 226ZM210 224V225H209ZM262 226H261V225ZM29 225V226H28ZM40 225V226H39ZM75 225V226H74ZM137 225V226H138ZM146 225V226H145ZM168 225V226H167ZM212 225V227H211ZM30 226H34L33 230L36 231V232H31L29 231V233L26 235V228L30 227ZM64 226V227H63ZM71 226V227H70ZM80 226V227H79ZM145 226V227H144ZM165 228H164V227ZM184 226V227H183ZM210 226V228H209ZM262 228H261V227ZM60 227V228H59ZM63 227V228H62ZM75 227V228H74ZM17 228V229H16ZM63 230H62V229ZM78 228V230L76 229ZM146 228V229H145ZM81 229V230H80ZM83 229V230H82ZM143 229V230H142ZM165 229V230H164ZM181 229V230H180ZM22 230V231H21ZM74 230H76V234L74 233ZM180 230V231H179ZM207 230V228H206ZM73 231V232H72ZM92 231V230H91ZM183 231V232H182ZM213 231V230H212ZM262 231V232H261ZM179 232H182L179 234ZM30 233L32 235H30ZM57 233V234H56ZM73 233V235H72ZM66 234V235H65ZM68 234V235H67ZM70 237H67L69 236ZM75 234V235H74ZM176 234L178 235V237L176 236ZM260 235V238L258 237ZM65 236V238H63ZM79 236V237H78ZM262 236V237H261ZM22 238L23 241H21V243H17L19 238ZM29 237V238H28ZM72 237V238H71ZM175 237V238H174ZM257 237V238H256ZM64 241H68L67 243L65 242H62L63 240ZM69 238V239H68ZM32 239L34 240V242L32 241ZM75 239V240H74ZM77 239V240H76ZM258 239V240H257ZM31 240V242H30ZM42 240V241H41ZM57 240V241H56ZM194 240V241H193ZM70 241V242H69ZM184 241V242H183ZM207 241V240H205ZM259 241V242H260ZM36 242V243H35ZM60 242V243H59ZM188 242V243H187ZM192 242V243H191ZM16 243V244H15ZM35 243V244H33ZM62 243H64L63 245H61ZM69 243V244H68ZM182 243V244H181ZM185 243V244H184ZM195 243V244H194ZM71 244V245H72ZM189 244V245H188ZM192 244V245H191ZM210 244V245H209ZM60 245V246H59ZM68 245V246H66ZM74 245V244H73ZM17 246H21V247H17ZM139 246V247H138ZM193 246V247H191ZM62 247V248H61ZM69 248V250L67 248ZM71 247V246H70ZM94 247V246H93ZM17 248V249H16ZM60 248V249H59ZM188 248V249H187ZM190 248V249H189ZM55 249H59V250H56ZM61 249H64V250H61ZM137 249V250H136ZM184 249V250H183ZM192 249V250H191ZM214 249V250H213ZM17 250V251H16ZM73 250V251H72ZM76 250V251H75ZM78 250V252H77ZM187 250H190L189 252ZM194 250V251H193ZM206 250V251H205ZM216 250V251H215ZM75 251V252H74ZM80 251H81V255H80ZM177 251V252H176ZM186 251V252H185ZM198 253H196V252ZM205 251V253H204ZM18 252V253H17ZM21 252V253H20ZM94 252V253H93ZM99 255H97L98 253ZM185 252V253H184ZM213 252V253H212ZM51 253V254H50ZM71 253V254H70ZM74 253V254H72ZM78 253V254H77ZM91 253V254H90ZM129 253V254H128ZM189 253V254H188ZM203 256H201L200 255ZM203 253V254H202ZM217 253V254H216ZM55 254V256H54ZM58 254V255H57ZM90 254V255H89ZM104 254V255H103ZM174 254V255H173ZM197 254V256L195 255ZM57 255V256H56ZM68 255V256H67ZM70 255V256H69ZM131 255V256H130ZM163 255V256H162ZM176 255V256H175ZM186 255L188 256H191L190 258L186 257ZM229 255V257H228ZM234 252H228L226 254V259L224 262L226 261H231L232 264H235L236 262L234 261L235 260V256H234ZM14 256V257H13ZM162 256V257H161ZM198 256H201L200 259L198 258ZM241 256V255H240ZM52 257V259H51ZM57 259V260H55ZM105 257V258H104ZM176 257L179 259L177 260ZM193 257V258H192ZM197 257L198 260L195 258ZM217 257V258H216ZM11 258V259H10ZM103 258V259H102ZM108 258V259H107ZM192 258V259H191ZM206 258V259H205ZM209 258V259H208ZM214 258V260H213ZM221 258V257H220ZM219 258V259H220ZM247 258V257H246ZM59 259V260H58ZM160 259V260H159ZM169 259V261H167ZM175 259V260H174ZM185 259V260H184ZM190 259V260H189ZM202 259V261H201ZM211 259V260H210ZM234 259V260H233ZM73 260V261H72ZM157 260V261H156ZM166 260V261H165ZM222 260V259H221ZM243 260V259H242ZM240 261L239 263H236V264H241V262L243 261ZM13 261V260H12ZM56 263H55V262ZM186 261V262H185ZM207 261V262H205ZM244 261H245V258H244ZM246 262V261H245ZM243 262V264L245 263ZM202 263V264H203ZM221 264H231L230 262H227V263H223L220 262ZM198 264V263H197ZM245 264H248V262H246Z\"/></svg>", "mask_w": 264, "mask_h": 264}]
</instances>
